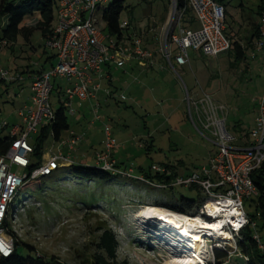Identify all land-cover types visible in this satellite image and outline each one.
Wrapping results in <instances>:
<instances>
[{"label":"rangeland","instance_id":"1","mask_svg":"<svg viewBox=\"0 0 264 264\" xmlns=\"http://www.w3.org/2000/svg\"><path fill=\"white\" fill-rule=\"evenodd\" d=\"M122 1L124 10L119 20L121 24L128 25L123 30L124 36L136 34L142 39L143 47L149 43L160 49L164 40L162 27L167 17L171 18L174 14L173 0ZM257 3L258 0H231L227 5L230 16L227 24L233 30H228L225 24L226 33L247 51L245 61H237L231 66L235 61L232 51L212 57L189 49L188 63L183 67L175 66L179 77L164 61L161 66L155 64L144 70L146 76L140 77L137 83L126 79L120 86V78L114 75L115 80L112 78L108 87L111 95L108 97L101 92L97 96V115L102 120H94V114L87 104L79 110L74 105L73 110L78 113L73 116L66 111L69 130L62 134V138L67 140L70 133L83 137L78 146V155L85 158L87 165H95L93 156L103 146V128L107 126L117 143L114 158L121 168L131 169L135 178L149 173L153 165L168 168L177 173L178 177L184 178L207 166L209 158L218 148L206 138L194 112H189L187 98L197 101L204 95H210L215 102L223 105L228 112L226 126L237 138L243 137L254 127L259 102L264 98V62L262 52H251L250 47L246 48L245 38L252 21L249 15L255 12ZM107 7H101L94 14L97 26L103 33L107 32L101 17ZM53 14L56 15V4ZM189 16L191 12L183 15L179 26L188 31L199 30L197 21L187 23ZM5 22L6 19L2 18L0 25ZM35 22L27 20L24 24L33 26ZM44 43L40 32L34 31L29 45L35 47L34 53H44L42 60L47 55H53V52L44 48ZM18 44H23L21 38ZM171 55H175L173 46ZM29 58L33 57L28 51V45L15 47L12 53L3 47L0 49V71L7 73V80L18 76L24 79L20 71L25 61H30ZM36 61L33 58L32 64ZM135 73L138 74L137 71ZM5 83L6 86L0 85V127L6 125L2 134L13 126H22L18 112L24 105L31 106V83L27 79ZM51 84L50 105L56 110L65 101L64 92L70 83L55 78ZM105 86L108 85L103 84V89ZM34 139H30L31 145ZM60 150L59 143L49 137L43 145L42 158L45 159V154L55 155ZM62 151L66 155L68 149L62 148ZM75 161L79 164L80 158ZM15 172L22 171L15 169ZM200 194L197 189L190 190L184 186L161 190L140 180L119 177H113L105 183H85L76 179L72 169L61 168L53 175L17 192L7 208L8 225H11L12 216L15 215L16 226L11 232L16 236L17 250L23 256L30 254L22 245L25 244L44 260L55 258L63 264H89L94 245L102 230L107 228L116 237L119 262L163 264L168 251L173 249L171 243L146 240L140 233L141 221H136V213L148 206L169 212L161 207L163 203L177 202L182 197L196 202L197 206L201 201L202 204L205 202V196ZM27 199L31 201L28 207L23 204ZM254 200L253 197L244 200L243 210L247 215L253 216L256 213L252 203ZM20 208L24 212H19ZM196 213L197 210L192 215ZM254 220L257 221L256 218ZM154 222L156 226H151V229L156 233L160 229L158 225L164 224L159 220ZM233 240H218L217 245L221 243L218 249H229L231 257L228 264H247L235 251L236 236ZM204 241L208 256L205 264H213L211 250L217 246L214 241L205 238Z\"/></svg>","mask_w":264,"mask_h":264},{"label":"built area","instance_id":"2","mask_svg":"<svg viewBox=\"0 0 264 264\" xmlns=\"http://www.w3.org/2000/svg\"><path fill=\"white\" fill-rule=\"evenodd\" d=\"M113 1L115 0H55L56 15L50 32L44 37V48L54 53L56 62L48 71L33 77L29 88L31 106L19 111L23 123L21 130L17 126L10 129L9 135L12 137L10 147L0 158V255L4 258L12 254L14 241L7 234L8 229H5L3 224L6 223L11 231L16 226L15 215L12 216L11 225H8L7 208L19 189L27 180L36 182L53 175L61 169L60 163H67V167L72 165L70 159H63L60 151L55 155H47L45 159L42 158L33 171L26 172L30 165V156L34 151V147L29 143L30 139L36 137L40 129L47 127L54 120V110L50 105L53 88L51 81L61 78L70 83V87L64 92L66 99L62 106L73 115L72 101L83 102L94 96L92 77L101 73L103 66L121 68L130 60H137L143 64L144 70L153 67V53L143 47L142 39L136 34L130 33L128 36L123 34L117 39L115 36L103 33L97 26L94 19L95 12ZM185 1L186 8L193 14L195 22L199 23V30L188 31L179 26L183 12L177 10L176 2L173 0L174 14L166 19L162 29L164 40L159 49L164 61L178 77L179 73L175 66L183 67L187 64L189 49L212 57L230 49V42L225 36L224 8L212 0ZM120 28L127 29V24H120ZM6 46V41H0V48ZM172 46L175 47L174 56L171 55ZM253 51L262 52L264 62V17L260 27V38L255 42ZM252 56H255L254 53ZM6 76V72L0 71V81L23 80L21 76L7 80ZM187 104L189 112L193 111L200 122L206 138L218 148L209 158L207 166L201 167L198 172L192 173L187 178L175 177L169 182L163 180L162 183L145 182L142 177L135 178L131 169L126 170L118 166L113 156L117 143L107 126L103 128V146L94 155L95 166L103 172L121 178L140 180L150 187L162 190L179 186H196L205 196V202L199 210L197 209L195 215L169 212L179 218L198 217L205 223H212L218 218L212 216L206 208L207 203L231 201L235 212L234 223H227L223 229L234 239L243 227L250 224V219L243 210V201L257 196L252 175L264 164V98L259 102L254 127L241 138L229 132L226 126L227 109L215 102L210 95H204L197 101L188 97ZM92 113L95 121L102 120L97 115L98 104L92 108ZM2 127L6 125L1 126L0 129ZM242 139L245 143L240 145ZM80 140V136L70 133L67 140L60 142V146L73 152ZM15 169L22 172H15ZM150 172L153 175L171 177L170 171L155 165L151 167ZM23 204L28 207L31 201L27 199ZM19 212H24V209L20 208ZM233 239L231 241H234ZM254 239L258 248L264 250V244L258 234L254 235ZM205 240L214 241V245L217 246L215 249L221 248V243L217 245L219 239L205 238Z\"/></svg>","mask_w":264,"mask_h":264},{"label":"trees","instance_id":"3","mask_svg":"<svg viewBox=\"0 0 264 264\" xmlns=\"http://www.w3.org/2000/svg\"><path fill=\"white\" fill-rule=\"evenodd\" d=\"M140 1L149 2L150 0ZM212 1L224 8V25L226 24L228 30L232 31V26L227 24V18L230 17L227 12V5L231 0ZM175 2L177 10L182 11L183 15L190 12V10L186 8L185 0H175ZM54 5L55 0H0V20L2 18L6 19L5 24L0 25V41L7 42V46L5 48L13 51L12 48L18 45L20 38L22 39L23 44L29 42V39L31 38L34 31H39L41 37L44 38L50 32L54 23ZM239 7L242 8L243 6L239 5ZM255 9V12L249 15V18L252 21L247 32L248 34L245 38V43L247 46L246 48L250 47L251 52L254 50L255 42L260 38V27L262 18L264 17V0H258ZM123 10V1L115 0L110 3L102 13V21L105 24V31L108 34L115 36L117 39L121 38L123 35V30L120 28L121 23L119 20L120 14ZM27 20H36V23L29 29L28 27H24V22ZM193 20L194 18L189 16L187 23L192 24L194 22ZM225 36L230 42V49L227 52L232 51L234 54L235 61L233 64H231V66H233L237 61H243L245 59V53L247 51H245L240 43L227 35L226 28ZM0 84L7 83L0 81ZM5 128L6 127H2L0 129V158L3 157L8 151L12 140L9 132L2 134V131H4ZM68 130L69 123L66 117V110L63 106H61L54 110V120L52 123H50V125L47 127L40 129L38 135L35 137L32 145L34 147V151L30 156V165L26 169L27 173L33 171L41 162L43 155V145L46 140L49 137H52L55 143H59L61 142L62 134ZM17 135H19V133H17ZM67 168L72 169L73 175L76 177V179L78 178L85 183H105L111 180L113 177H119L103 172L95 165H87L84 159H80L79 164L72 162V165ZM165 169L170 171L171 177L153 175L151 172H149L144 174L142 178L145 182L162 183L163 180L169 182L171 179L178 177L177 173L169 170L168 168ZM252 181L257 190V196L253 197L255 200L252 202L256 213L253 216L248 215L250 224L246 225L239 231L238 235L236 236L237 241L235 245L236 251L239 253L240 258L247 264H264V250H260L258 248V244L254 239V235L258 234L260 241L264 244V164L253 173ZM36 182L27 180L21 188L31 186ZM188 188L190 190L197 189L200 193L196 186H190ZM171 203L172 202L169 204L163 203L161 207L171 213L190 216L202 205V201L196 206V202L183 197L179 201L173 202L172 204ZM255 218L257 221L254 220ZM252 224L254 226H252ZM3 227L8 229L6 231L7 234L13 238L14 250L9 257L4 258L0 255V264H63L55 258L44 260L36 256V254L33 253L34 249L25 244L22 245L30 254L23 256L17 250L18 241L16 240V236L13 234V232H11V230H9V227H7L6 223L3 224ZM117 248L118 243L113 232L107 228L103 229L94 245V252L91 255L89 264H125L117 260ZM212 255L214 260L213 264H228L229 258L231 257L229 249L225 248L213 249Z\"/></svg>","mask_w":264,"mask_h":264},{"label":"bare ground","instance_id":"4","mask_svg":"<svg viewBox=\"0 0 264 264\" xmlns=\"http://www.w3.org/2000/svg\"><path fill=\"white\" fill-rule=\"evenodd\" d=\"M206 208L218 220L205 223L198 217L179 218L152 206L142 208L141 212L136 213L135 219L139 223L141 221L139 230L146 240L171 243L173 249L168 251L169 254L165 257L163 264H205L208 256L204 238L231 241L233 237L223 228L227 223H234L233 218L235 217L233 205L229 200L209 201ZM154 220L162 221L164 224L158 225L160 229L155 231L156 233H153L151 229V226H156Z\"/></svg>","mask_w":264,"mask_h":264},{"label":"crops","instance_id":"5","mask_svg":"<svg viewBox=\"0 0 264 264\" xmlns=\"http://www.w3.org/2000/svg\"><path fill=\"white\" fill-rule=\"evenodd\" d=\"M191 16L193 17V14L191 13ZM194 18V17H193ZM36 21V20H35ZM194 22H195V20H193ZM166 22V21H165ZM193 22V23H194ZM36 23V22H35ZM192 23V24H193ZM35 25V24H34ZM33 25V26H34ZM165 25V24H164ZM164 25H163V27H164ZM33 26H28L27 24H24V27H28L29 29L31 28V27H33ZM163 27H162V29H163ZM31 39V38H30ZM30 39H29V42H30ZM29 42H26L24 45L26 46V45H28V51H30V54L32 55V57L33 58H36L37 59V61L35 62V63H33L32 64V59L33 58H29L30 59V61H28V62H26L25 61V63H24V68L20 71V72H22V75H23V78L24 79H27L30 83L32 82V79H33V77L35 76V75H37V74H39V73H41V72H45V71H48L51 67H53V65L55 64V62H56V60L54 59L55 57H54V53H53V55L51 56H48L47 55V57H45V59L44 60H42L43 59V54L44 53H42V52H38V53H34V51L36 50L35 49V47L34 46H32L31 44L29 45ZM23 44H18V45H16V46H14L12 49H13V51H11V50H9L11 53L12 52H14V49H15V47H18V48H21V46H22ZM144 45V44H143ZM32 48V49H31ZM144 48H146V49H148V50H150L152 53H153V66L155 65V64H158L159 66H161L162 65V62L164 61V59H163V57H162V55H161V53H160V51H159V48H154L153 47V45H151V44H149V43H147L146 44V46L144 47ZM1 49V48H0ZM31 49V50H30ZM22 50H23V48H22ZM247 53H245V59L243 60V61H245L247 58ZM27 59V58H26ZM25 60V59H24ZM188 60H189V58H188ZM156 62V63H155ZM165 62V61H164ZM29 63V64H28ZM188 63V62H187ZM185 66V65H184ZM138 72V74L137 73H135V72ZM114 75H116L117 77H118V79L120 78V80L121 81H118L119 82V85L121 86V84H122V82L123 83H125L126 81V79H129L130 81H132V82H138L139 80H140V77H142V76H146V74H145V71H144V68H143V64L142 63H140V62H138L137 60H130L128 63H126L123 67H121V68H115L114 66H103V68H102V71H101V73H99V74H95V75H93V77H92V87H94L95 88V92H94V96L92 97V98H90L89 100H86V101H83V102H77V101H72V103H71V107H72V109H73V106L74 105H76L77 106V108H78V110L80 109V108H82L85 104H87L88 105V107H90L89 109H90V112H91V110H92V108L96 105V104H98V108H99V103H98V100H97V96H98V94L99 93H103L104 92V95L105 96H110L111 95V91L109 92V88L108 87H110V85H111V82H112V78L114 79ZM23 79V80H24ZM115 80V79H114ZM20 82V81H19ZM107 84L108 86L106 87L105 86V88L103 89V84ZM0 85H4V86H6L7 84H0ZM69 88V87H68ZM104 90V91H103ZM136 92H137V89H136ZM30 97H31V95H30ZM27 105H24L23 107H22V109L24 108V107H26ZM19 111H21V109L19 110ZM78 112L76 111V110H74V114H73V116L75 115V114H77ZM80 114V113H79ZM81 115L82 116H85V113H83V112H81ZM18 116H19V112H18ZM20 118V117H19ZM93 122V121H92ZM91 122V123H92ZM14 127V126H13ZM17 127H19V129L21 130V127L22 126H17ZM84 129H86V127H84ZM9 131H10V129H9ZM8 131V132H9ZM245 135V134H244ZM83 138V137H82ZM82 138H81V140H80V142H79V144H78V146H80L81 145V143H82ZM243 140V139H242ZM62 141H65L64 140V138H61V142ZM243 142L245 143V140H243L242 141V143L240 142L239 144L241 145V144H243ZM59 145H60V142H59ZM78 146H77V150H76V152L74 151V152H67V154L65 155V154H63V151H62V148H66V147H61V155H62V157H63V159H70V161L71 162H76L75 160L77 159V158H80V159H84L85 160V158L83 157V156H81V155H78V153L80 152V150H78ZM66 150V149H65ZM59 151V152H60ZM58 152V153H59ZM115 152V151H114ZM74 153V154H73ZM57 154V153H56ZM74 155V156H73ZM44 158H47V154H45L44 156H43ZM93 158H94V156H93ZM116 160V159H115ZM118 163V162H117ZM118 165H119V167L121 168V166H120V164L118 163ZM67 163H60V167L61 168H67Z\"/></svg>","mask_w":264,"mask_h":264}]
</instances>
